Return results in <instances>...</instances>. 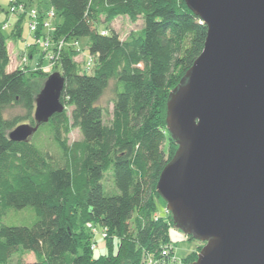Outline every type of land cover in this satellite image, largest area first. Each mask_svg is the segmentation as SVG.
Segmentation results:
<instances>
[{"label":"trees","instance_id":"16d2710c","mask_svg":"<svg viewBox=\"0 0 264 264\" xmlns=\"http://www.w3.org/2000/svg\"><path fill=\"white\" fill-rule=\"evenodd\" d=\"M19 4L42 17L53 8V31L43 36L40 25L30 33L27 16L13 19L9 12ZM7 14L14 22L0 24V211L14 212L9 222L15 223H0V264L20 250L32 253L35 261L19 264H144L147 255L173 246L169 216L154 215L161 200L155 191L158 178L176 151L165 127L166 102L202 52L206 26L184 0H48L47 6L11 0ZM118 17L141 18L142 26L123 39L110 27ZM100 18L109 30L97 28ZM22 26L31 40L41 35L55 41L50 52L56 53L54 73L64 79V109L28 142H13L8 135L17 126H35V98L48 76L38 65L37 70L8 71L6 41L21 39ZM9 28L5 38L2 32ZM59 41L64 42L60 51ZM26 51L32 58L35 52ZM86 51V60L76 63ZM88 58L92 62L86 69ZM111 83V107H103ZM73 129L81 139L69 142ZM47 142L59 162L46 150ZM107 176L116 193L106 191ZM23 209L31 211L29 217L16 218ZM87 224L105 230L106 237L93 240ZM112 237L118 240L116 255ZM99 246L109 253L93 259ZM193 257L182 259L190 264Z\"/></svg>","mask_w":264,"mask_h":264},{"label":"water","instance_id":"95a60500","mask_svg":"<svg viewBox=\"0 0 264 264\" xmlns=\"http://www.w3.org/2000/svg\"><path fill=\"white\" fill-rule=\"evenodd\" d=\"M206 26L203 50L166 102L176 151L155 191L172 229L202 244L190 264H264V0H184ZM64 79L35 98L28 142L63 112Z\"/></svg>","mask_w":264,"mask_h":264},{"label":"rangeland","instance_id":"374dc122","mask_svg":"<svg viewBox=\"0 0 264 264\" xmlns=\"http://www.w3.org/2000/svg\"><path fill=\"white\" fill-rule=\"evenodd\" d=\"M11 0H0V24L4 23L7 21V19L9 20V16H7V10L9 7ZM21 2H27L29 0H19ZM34 5H38V3H40L41 6H47L48 4V0H33ZM13 19H17L20 18V16L16 15L14 17H12ZM98 25L97 28L98 29H104V30H109V26L108 28L106 26H104L102 23V19L100 18L98 21ZM13 22L11 21L10 25H12ZM142 26V19L138 18L135 22H130L128 20L127 17H118L116 18L112 24L110 25V27H112L115 32L118 34L119 37L121 38H125L131 31H138ZM23 27V26H22ZM40 28V27H39ZM38 29V28H37ZM41 30H42V34L43 36L46 33V29L43 28L41 26ZM12 31V28L7 29L6 31L2 32V35L7 38L10 35V32ZM43 36H32L34 39L31 40V38H29V36L27 37V29L24 26L23 27V32H22V37L19 40L16 41H12L10 42L8 39L6 41L7 44L11 43V45L13 46V53H11V57L13 59L14 63L11 65L12 69H16L19 68L20 65L22 64V54H24L23 52H26V50L31 51L32 53L35 52L32 56V58H30L29 53L26 54V59H27V65L30 66V68H35L36 65H38V69L40 68L42 71H44L45 74H48V76H50L52 73H54V66L56 63V59H47L43 58L42 60L39 59L40 54H41V50L38 47H35L34 44H32V42H38V40H42L41 38ZM27 37L28 42H27V46L26 47L24 44L25 42L23 41L25 38ZM39 37V38H37ZM40 42V41H39ZM49 42H55L52 38V36L49 38ZM32 44V45H31ZM88 56L87 51L84 52L83 54L79 55L78 57L75 58V62L78 64H82V62H84L86 60ZM41 58V57H40ZM37 70V69H35ZM86 74L90 75L92 74V72H87ZM47 76V77H48ZM46 79H44L43 83L45 82ZM113 85L114 83H111L110 87L108 88V90L106 91V93L104 94L101 103L103 107H108L110 108L111 106L109 105V101L113 98L114 96V89H113ZM109 110V109H108ZM66 111L69 113L70 109L66 108ZM17 113L16 111L13 112V114ZM110 121V117L108 115H106L104 117V122L108 123ZM44 140V135L42 134V138L40 137V139L38 140V143H40L41 140ZM81 139V136L78 132L77 129H73L72 132L69 134L68 136V140L69 142H74V141H79ZM43 142V141H41ZM169 138L166 135V140L163 146V150L164 152L167 154L169 152ZM46 150H48V152L50 153V155L53 157V159L57 162H59V154L57 152V150L52 147V145H50L48 142L45 145ZM106 186L105 189L107 192L110 193H116L113 185L112 188H110L111 186V181L110 178L107 176L106 178ZM164 205L162 204L161 200L157 201V210L154 213V215H158L159 217H164ZM31 211L28 209H23L20 212H18L15 217L16 218H27L29 217V215ZM14 212H1L0 211V223H4L6 225L9 224H14L15 222H9L10 220L14 219ZM9 222V223H8ZM19 223V222H17ZM169 239L171 241V243L174 246V250H175V254L178 258H187L188 256H190L192 254V257L196 256V253L200 250V248L202 247L200 243L196 242L193 239L190 238H186L185 236H183L179 231L173 230L171 229L169 232ZM102 242V241H100ZM100 245V244H99ZM102 249V246H99L98 249H96L95 251L92 252V258L93 259H98L101 256H105L107 255L109 252L107 249ZM113 255H116L118 252V240L116 237H112V250H111ZM193 257V258H194ZM35 261L34 255L30 252H26V251H22L20 250L18 253L12 255V257L9 259V261L7 262V264H19L22 262H33Z\"/></svg>","mask_w":264,"mask_h":264},{"label":"built area","instance_id":"2783aa9c","mask_svg":"<svg viewBox=\"0 0 264 264\" xmlns=\"http://www.w3.org/2000/svg\"><path fill=\"white\" fill-rule=\"evenodd\" d=\"M9 12L11 14L12 17L18 15H26L28 18V28H29V32L30 33H34L36 32L37 28L41 25L43 28H45L47 30V32H51L53 31L52 25H51V21L52 19L55 17V12L53 8H50L47 13L46 16H40V14L38 13V11L34 8H26L25 5L23 4H19V5H14L9 9ZM49 35V34H48ZM49 38L50 36H47V38L42 39V40H38V42L34 41V46L38 47L42 53L46 54L47 59H56V53L53 54V52H50L52 47H53V42H49ZM40 41V42H39ZM26 47H28L27 43H25ZM64 42L63 41H59L57 43V49L58 51L61 50V48L63 47ZM24 54H22L23 58H22V64L20 65L19 68H25V67H29L27 65V59H26V52H23ZM92 62L91 58L87 59V63L85 65V68L88 69L89 68V64ZM37 66V65H36ZM36 68V67H35ZM35 68H32L33 70H35ZM164 214L165 216H168V212L166 211V209H164ZM87 229L89 230L93 240L95 239V237L97 235H99L102 238L106 237V231L102 230V231H98L97 228L91 224H87ZM96 248V244L94 243V241H92L91 250H94ZM144 264H187L185 263V260L178 258L175 253H174V246H168L164 249H162L159 253V255L157 256H150L147 255V258L144 260Z\"/></svg>","mask_w":264,"mask_h":264},{"label":"crops","instance_id":"0c3cea01","mask_svg":"<svg viewBox=\"0 0 264 264\" xmlns=\"http://www.w3.org/2000/svg\"><path fill=\"white\" fill-rule=\"evenodd\" d=\"M11 21L14 22L13 19H9L8 20L9 24L11 23ZM22 32H23V30L19 32V34H21L20 36H22ZM16 40H19V39H9L10 42L16 41ZM6 46H7V52H8L9 58H10V64L8 66V71H12L13 69H12V66L11 65L14 62H13V59H12V57H11L10 54L13 53L12 52L13 51V46L11 45V43H9V44L6 43ZM14 65H15V63H14Z\"/></svg>","mask_w":264,"mask_h":264},{"label":"flooded vegetation","instance_id":"af4514ba","mask_svg":"<svg viewBox=\"0 0 264 264\" xmlns=\"http://www.w3.org/2000/svg\"><path fill=\"white\" fill-rule=\"evenodd\" d=\"M201 246H202V244H201Z\"/></svg>","mask_w":264,"mask_h":264},{"label":"clouds","instance_id":"9594fccd","mask_svg":"<svg viewBox=\"0 0 264 264\" xmlns=\"http://www.w3.org/2000/svg\"><path fill=\"white\" fill-rule=\"evenodd\" d=\"M165 209V208H164Z\"/></svg>","mask_w":264,"mask_h":264}]
</instances>
